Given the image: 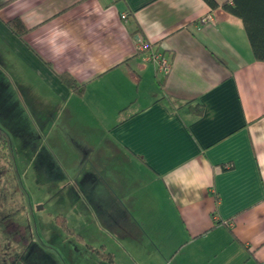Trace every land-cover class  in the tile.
Returning <instances> with one entry per match:
<instances>
[{
	"label": "crops",
	"instance_id": "obj_1",
	"mask_svg": "<svg viewBox=\"0 0 264 264\" xmlns=\"http://www.w3.org/2000/svg\"><path fill=\"white\" fill-rule=\"evenodd\" d=\"M226 1L0 0V131L58 199L12 264H264V62Z\"/></svg>",
	"mask_w": 264,
	"mask_h": 264
},
{
	"label": "rangeland",
	"instance_id": "obj_2",
	"mask_svg": "<svg viewBox=\"0 0 264 264\" xmlns=\"http://www.w3.org/2000/svg\"><path fill=\"white\" fill-rule=\"evenodd\" d=\"M2 66L9 71L10 67L8 65L5 67L3 63ZM160 77L161 75L158 78ZM12 142L11 164L0 160V188L6 189L8 197V206L2 214L11 216L0 226V236L4 240L5 251L9 252L12 249L13 258L16 259L18 257L16 254H19V257L24 255V249L21 245L17 246V248L14 247V243L20 241L15 236L18 235L21 238L23 235L27 236L37 231L42 232L41 227L47 224L43 217H48L50 210L58 208V199L54 201L51 199L48 203H43L44 200H49L51 196L47 185L56 180L54 175L45 176L42 174L41 169L32 168L26 171L27 175H21V164H26L32 144H26L25 140L14 138ZM30 161L31 159L29 158L28 162ZM36 163L33 160L32 164ZM15 165L18 167L19 174L15 171ZM53 225L54 223L51 224L52 227ZM26 236H23L22 239H25ZM21 259H25V256L21 257Z\"/></svg>",
	"mask_w": 264,
	"mask_h": 264
},
{
	"label": "trees",
	"instance_id": "obj_3",
	"mask_svg": "<svg viewBox=\"0 0 264 264\" xmlns=\"http://www.w3.org/2000/svg\"><path fill=\"white\" fill-rule=\"evenodd\" d=\"M204 1L212 9L218 7L214 0ZM221 8L228 14L235 16L242 21L254 59L264 62V0H230L222 3ZM60 79L62 83L77 94H81L84 91V88L78 86L68 74L61 75ZM201 112L202 109L200 108L198 115H200ZM10 153L9 140L6 135L0 131V160L10 163ZM7 206V191L4 188H0V226L11 217L10 215L4 216L2 214ZM62 227L65 228L68 233L73 234V231L66 228L65 224H62ZM98 255L103 260H107L108 258L111 259V256L101 253H98ZM11 259V254L5 251L4 240L0 236V264H12Z\"/></svg>",
	"mask_w": 264,
	"mask_h": 264
},
{
	"label": "built area",
	"instance_id": "obj_4",
	"mask_svg": "<svg viewBox=\"0 0 264 264\" xmlns=\"http://www.w3.org/2000/svg\"><path fill=\"white\" fill-rule=\"evenodd\" d=\"M123 21H126L127 19V14H122L120 17ZM214 23V19L211 16V14H208L204 17H202L198 23H197V28L200 27L201 25L205 24H212ZM140 50H149L148 52V61L152 63L155 67V72L157 75L161 76H167L170 72L171 68V63L170 60L164 57L162 54L154 51L153 49H150L149 46L142 45L140 46Z\"/></svg>",
	"mask_w": 264,
	"mask_h": 264
}]
</instances>
